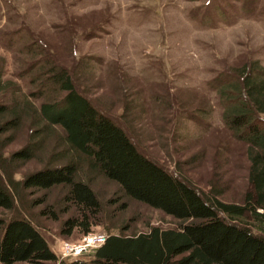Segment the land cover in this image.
I'll list each match as a JSON object with an SVG mask.
<instances>
[{"label":"rangeland","instance_id":"rangeland-1","mask_svg":"<svg viewBox=\"0 0 264 264\" xmlns=\"http://www.w3.org/2000/svg\"><path fill=\"white\" fill-rule=\"evenodd\" d=\"M0 57L2 78L18 87L16 96L41 103L44 98L32 97L38 90L35 76L51 66L63 68L140 150L200 191L215 187L224 202L242 203L251 189L246 144L224 125L210 84L250 61L264 69V0H0ZM12 96L7 89L0 102ZM29 129L25 122L0 133V144L10 137L0 157L24 146ZM60 135L56 130L48 136L28 161L9 163L12 178L43 167ZM94 180L101 205L89 233L129 235L174 225L171 216L124 197L116 183L102 176ZM44 193L21 190L17 212L38 226L62 259V243L86 234L77 228L62 233V222L79 213L75 207L60 210V186ZM40 197L43 202L33 203ZM46 206L55 218L41 215ZM0 215L12 213L0 208Z\"/></svg>","mask_w":264,"mask_h":264},{"label":"trees","instance_id":"trees-1","mask_svg":"<svg viewBox=\"0 0 264 264\" xmlns=\"http://www.w3.org/2000/svg\"><path fill=\"white\" fill-rule=\"evenodd\" d=\"M3 64L0 57V97L7 89L13 96L0 102V133L20 129L25 122L30 129L24 146L0 157V208L12 213L8 218L0 215V264H264V69L257 60L229 68L210 84L224 125L246 144L251 189L242 203L224 202L215 187L200 191L146 155L122 124L75 87L65 69L51 66L35 76L38 90L32 97L44 98L35 105L28 96H16L18 87L3 80ZM56 130L61 135L43 167L13 179L9 163L33 158ZM97 176L116 183L124 197L171 216L174 225L110 234L89 257L60 259L38 226L17 212L21 190L46 194L60 186V210L75 207L79 213L62 222V233L77 228L87 234L101 205L93 188ZM40 213L56 217L49 206Z\"/></svg>","mask_w":264,"mask_h":264},{"label":"built area","instance_id":"built-area-1","mask_svg":"<svg viewBox=\"0 0 264 264\" xmlns=\"http://www.w3.org/2000/svg\"><path fill=\"white\" fill-rule=\"evenodd\" d=\"M105 235L98 233H87L78 242L62 243L59 255L62 259H76L86 252L102 245L105 242Z\"/></svg>","mask_w":264,"mask_h":264}]
</instances>
